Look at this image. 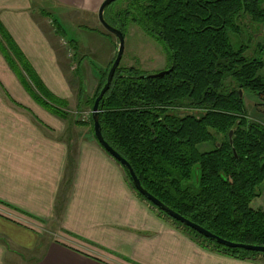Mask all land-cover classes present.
<instances>
[{"label":"trees","instance_id":"trees-1","mask_svg":"<svg viewBox=\"0 0 264 264\" xmlns=\"http://www.w3.org/2000/svg\"><path fill=\"white\" fill-rule=\"evenodd\" d=\"M118 1L106 7V20L125 36L134 23L160 43L168 59L163 70L170 71L143 77L150 73L120 63L99 106L103 137L131 164L142 186L171 209L224 239L264 245V210L250 205L264 181V124L250 119L240 95L241 90L264 98V39L247 54L264 27V0H128L110 12ZM0 36L13 50L0 41L10 66L21 78L19 65L28 72L31 95L66 118L61 109L66 101L46 88L1 23ZM91 119L94 134L92 113ZM191 230L217 250L259 253Z\"/></svg>","mask_w":264,"mask_h":264},{"label":"crops","instance_id":"crops-1","mask_svg":"<svg viewBox=\"0 0 264 264\" xmlns=\"http://www.w3.org/2000/svg\"><path fill=\"white\" fill-rule=\"evenodd\" d=\"M52 1L94 16L103 0ZM33 10L32 0H0V23L46 88L67 98L56 48L63 33ZM69 37L77 58L79 40ZM81 63L72 80L83 87ZM86 136L68 135L61 117L35 100L0 49V264H264V253L217 250L157 213L95 135ZM49 223L68 243L41 239Z\"/></svg>","mask_w":264,"mask_h":264},{"label":"rangeland","instance_id":"rangeland-1","mask_svg":"<svg viewBox=\"0 0 264 264\" xmlns=\"http://www.w3.org/2000/svg\"><path fill=\"white\" fill-rule=\"evenodd\" d=\"M32 2L35 6V10L33 11L37 14L39 12L45 18L49 19L50 24H54L57 30L60 33H63L64 38L59 37V45H57L56 48L58 54L61 56V59L59 58L60 64H62L63 70L66 73L69 93L67 94V98H62L66 101V104L64 103L63 106H61L62 108H58H61L65 113L64 116H67L66 118H61V120L65 123L68 135L70 137H80V140L85 139L87 137L86 134H93L91 119L92 106L90 100L98 88L100 78L103 76L102 72L110 69V65L116 56L118 50V39L114 34L110 33L102 26L98 19L97 12V16L96 14H94V16L88 15L85 12L76 15L75 11H69L66 8L63 9L62 7H56L52 0H32ZM127 2L128 0L118 1L114 3V7H110L109 11L119 10L125 7ZM91 18L94 21H91ZM59 22H62L64 25L67 36H64V31H62ZM244 22L248 24L247 19ZM249 32L250 34L257 33L255 29L250 30ZM258 32H261V36L257 35L254 41H250L251 44L247 54L253 53L258 42H263L264 27H262ZM69 36L73 38L76 37V39L79 40L77 58L74 56L77 48L70 42ZM96 36H100L98 41L95 38ZM0 41L1 43H4L7 49L11 48L10 43L6 41L4 37L1 38ZM9 51L12 52L13 50L10 49ZM78 61H80V63L82 62V71L85 73L84 75H81L82 77L85 76L83 78V87L78 82L77 78L76 83L72 80V73H75L74 66L76 67ZM120 63L122 66H136L137 68L149 73H155L163 70L167 66V52L160 43L153 40L136 24L132 23L129 25L128 32L125 36L124 53ZM21 65H19V69L22 68L20 72L24 77H20V79L26 86H30L32 83L26 84L29 83L28 72L25 71V68ZM96 70H99L100 72V77L98 79L96 78ZM33 90L37 92L35 87H33ZM37 94L40 96L38 92ZM242 95L244 98V104L248 109L250 119L264 124V98H260L257 94L249 92H244ZM42 99L47 100L48 103L51 102L48 98L43 97ZM184 111H189L191 113L195 112V110L192 109ZM210 147V145H207L204 148L209 149ZM259 188L261 189L260 195L255 197L250 205L254 209L264 210V181ZM148 203L152 205L150 202ZM153 208H155L157 213L159 212V214H162L164 218L173 221L172 218L162 213L158 210V208L154 206ZM55 226V224L49 223L47 227L48 229H46L44 233H39L41 239L46 240L52 237L54 240L55 238H59V240L62 239L64 242L68 243V240L59 234ZM183 227L189 233L199 237L191 229L186 228L185 226ZM40 252L41 251H35L32 257H38Z\"/></svg>","mask_w":264,"mask_h":264},{"label":"water","instance_id":"water-1","mask_svg":"<svg viewBox=\"0 0 264 264\" xmlns=\"http://www.w3.org/2000/svg\"><path fill=\"white\" fill-rule=\"evenodd\" d=\"M117 0H103L102 3L99 6L98 9V19L101 22L102 26L109 31L110 33L114 34L118 39V50L116 53V56L114 58V61L108 71L106 82L102 89L100 90L98 96L96 97L94 104L92 106V117L94 121V135L97 140V142L102 146V148L111 156L113 157L123 168L128 171V174L130 176V179L132 181V184L135 188V190L140 193L148 202H150L154 207L158 208V210L166 213L169 217L172 219L181 222L182 224L186 225L187 227H190L191 229L197 231L199 234L203 235L206 238L214 239L218 244L225 245L227 247L231 248H244L248 251L253 252H261L264 253V245H255V244H244V243H238V242H232L230 240L224 239L213 232L207 230L203 226L192 222L191 220L187 219L186 217L182 216L181 214L177 213L173 209H171L169 206H167L165 203H163L161 200L153 196L149 191H147L141 184L140 179L136 175L133 167L131 164L123 157L121 156L103 137L102 130H101V124L99 122V115H100V102L102 98L104 97L105 93L108 91L111 82L113 80V77L115 75V72L122 60L123 53H124V47H125V35L123 31L119 27H114L111 25L105 18V9L106 7L115 2ZM170 69L160 70L155 73L145 74L143 77H159L163 76L166 73H168ZM240 95L242 96V91L240 90ZM230 141L232 142V131L229 133Z\"/></svg>","mask_w":264,"mask_h":264}]
</instances>
